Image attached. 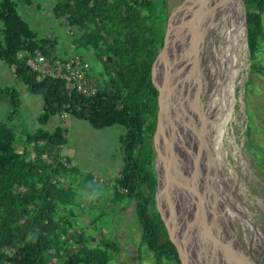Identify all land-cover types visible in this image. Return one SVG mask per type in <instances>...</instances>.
Masks as SVG:
<instances>
[{
	"label": "trees",
	"instance_id": "16d2710c",
	"mask_svg": "<svg viewBox=\"0 0 264 264\" xmlns=\"http://www.w3.org/2000/svg\"><path fill=\"white\" fill-rule=\"evenodd\" d=\"M245 6L247 41L253 57L264 50V0H245ZM53 12L81 31L77 44L93 49L101 61L96 94L71 90L61 76L52 73L37 79V72L19 57L22 49L39 48L50 60L64 59L55 50L57 42L39 37L23 18L16 0H0V59L43 99L40 124H46L54 114L70 113L94 128L125 127L121 136L125 164L116 177L113 199L137 200L143 241L157 264H181L155 202L157 176L149 148L158 110V91L150 71L164 40L167 1L56 0ZM261 66L259 71H264ZM0 100L11 105L7 121H0V264H114L112 254L118 243L110 237L90 243L92 233L81 225L76 229L73 213H67L75 202L71 185L63 188L54 180L60 172L75 170L62 159L67 127L25 130L27 143L37 147L32 158L29 147L18 148V131L10 124L20 113L18 91L0 84ZM94 186L93 182L86 189L93 192ZM60 207L66 214L58 215Z\"/></svg>",
	"mask_w": 264,
	"mask_h": 264
},
{
	"label": "rangeland",
	"instance_id": "374dc122",
	"mask_svg": "<svg viewBox=\"0 0 264 264\" xmlns=\"http://www.w3.org/2000/svg\"><path fill=\"white\" fill-rule=\"evenodd\" d=\"M166 1L171 16L176 8L188 0ZM16 2L20 14L39 37L46 36L57 42L55 50L60 57L66 59L75 55L82 56L91 62L92 73L99 76V72L103 69L101 61L95 57L93 49L79 47L76 37L81 31L77 27H71L64 18L55 16L53 6L56 0H16ZM238 11L242 19L243 11L240 5ZM1 28L2 21H0V30ZM194 37L195 34L192 35V38ZM196 54L194 53V56ZM251 57L246 39L242 43L241 63L230 90L232 100L227 120L224 122L222 133L214 137L219 155H217L219 163L214 164V168L220 170L222 179L225 180H223L226 184L225 188H229L226 197L230 203L233 222L243 232V237L250 239L252 234L256 243L260 244L264 240V71L259 69L264 65V50ZM209 65L206 64L205 78L215 83V69L214 66ZM0 84L14 86L22 99L20 113L10 124L17 128L18 148L23 145L29 147L30 157H34L33 149L37 147L27 143L25 130L33 132L43 127L52 131L58 125L67 127V140L61 150L62 159L66 164L74 166L75 170L68 173L60 172L55 175L54 180L63 188L70 185L72 187L75 202L67 208V213H73L75 228L80 230L81 225L88 233H92V239L89 240L92 244H97L104 237L114 239L118 243V250L112 254L114 264H157L153 251L143 241L136 211L137 200L125 198L122 201H114L113 199L116 177L120 175L125 164V147L121 141L125 127L114 124L104 128H94L89 121L70 113L54 114L46 124H40L39 116L44 109L43 99L32 93L13 73L8 63L1 59ZM201 108L202 105L199 104V109ZM10 110V103L7 100H0V121H7ZM196 112L200 111L195 108L194 113ZM162 147L165 148L160 156V170L167 153L165 140ZM51 160L46 158V161ZM211 168L213 169V166ZM168 173L167 168L164 169L162 179L164 176L168 177ZM169 178L173 179L171 175ZM216 178L217 173L216 177L214 176L215 181ZM93 182L95 186L93 192H90L86 188L92 187ZM205 184H207L206 180ZM220 190L226 192L225 189ZM176 191L181 195L179 188ZM175 196L172 198L170 196L171 199L167 201L168 205L172 204V208L173 205L176 206L175 203L173 204ZM176 207L179 209V206ZM176 207L173 208L174 211ZM175 212L180 218L184 215L181 207ZM64 214L65 211L60 207L58 215ZM239 234L241 235L240 232ZM214 235L219 243L213 241V245L219 250L220 238L215 231ZM225 235L229 239L235 238L229 232ZM209 250L215 253L212 245ZM249 254L251 253H247Z\"/></svg>",
	"mask_w": 264,
	"mask_h": 264
},
{
	"label": "bare ground",
	"instance_id": "6f19581e",
	"mask_svg": "<svg viewBox=\"0 0 264 264\" xmlns=\"http://www.w3.org/2000/svg\"><path fill=\"white\" fill-rule=\"evenodd\" d=\"M217 4L219 0H192L173 17L176 24L184 23L185 17L191 19V22L186 24L185 30L183 29L186 37L181 45L187 42L193 44L182 56L178 50L175 55L168 57L169 67L176 65L180 71L185 70L178 72L181 94L176 103L177 108H173L176 112L178 110L179 114L171 117L169 113L163 111L157 132L159 131L160 156L165 148L162 147L163 140L167 148L165 162L160 170L163 183L161 201L164 202L170 196L176 195L173 204L179 206V209L183 208L184 212L181 222L184 225L182 234L185 236V243L194 248L193 251L201 260L204 259L207 263L231 264L229 250L222 243L219 244V250L215 249L213 241L219 243L218 239L214 231H210L207 225L202 224L196 213L197 206L192 202L196 195L204 198L215 187L225 189L226 193L229 189L225 188V180L218 176L219 171L214 168V164L219 163V155L214 143L215 139L211 142V138L219 134L222 121L227 120L232 100L230 87L241 63L242 43L245 39L244 26L238 15V0H229L222 13ZM201 7L206 11V16L200 14L197 22L195 15L199 13ZM214 17H217V20H212ZM194 34L195 37L192 38ZM196 44L197 48H195ZM194 53L197 54L194 56ZM206 64L214 66L215 83L205 78ZM186 72L189 74L187 79ZM199 104L202 105L203 110L199 109ZM195 108L200 112L194 113ZM166 168L170 174L168 173L166 178L164 176L165 181H163L162 172ZM170 175L171 178L173 177L172 180L169 178ZM175 176L176 180H174ZM176 188L182 190L183 195H178ZM194 189L197 191L194 192ZM176 206L173 205V208ZM176 209L179 210L176 207L175 211ZM201 237L202 239H199ZM211 245L215 253L213 250L210 252Z\"/></svg>",
	"mask_w": 264,
	"mask_h": 264
},
{
	"label": "water",
	"instance_id": "95a60500",
	"mask_svg": "<svg viewBox=\"0 0 264 264\" xmlns=\"http://www.w3.org/2000/svg\"><path fill=\"white\" fill-rule=\"evenodd\" d=\"M191 1L192 0L185 1L183 4H181L178 8L175 9L171 16L168 17L163 44L157 51L151 65L150 77L154 87L158 91V110L150 137L149 148L153 157V171L156 173L157 176L155 202L161 214V217L166 225L169 236L177 247L180 263L218 264L211 262L207 263V261L204 259L201 260L199 258V255L195 251H193L194 248L192 246H187V244L185 243V236L182 234L184 226L181 222L182 218L178 216V214L174 211L172 207L167 205V200H170L174 195L169 199H165L164 202L161 201V191L163 189V183L161 180V174L159 169V163H161V158L159 151V131L157 132V127L160 124L163 111L169 113L171 117H176V114H179L178 110L177 112L173 110L174 107L177 108L176 103L178 101L179 95L181 94V87L179 83L180 79L178 78V72L185 71L184 69H181L180 71V69L176 67V65H172L171 67H169L167 65V60L169 55H175L178 50H180V55L182 56L183 53L190 49L193 44V42L191 44V42L188 43L186 41L187 43H185L183 46L181 45V42L184 40V37H186L184 35L183 29L185 30L186 24H189L191 22V19L185 17L184 23L180 22L176 24L173 21V17L176 12L182 10L184 7L187 6L188 2ZM227 2H229V0H219V4H217V7L220 12L224 10L225 4ZM238 2L243 11V17L241 21L243 23V26L246 28V31L244 32V39L246 40L248 34L245 0H238ZM200 14L206 16V11L203 10V7H201L199 13L195 15L197 22L199 21ZM215 19L217 20V17L212 18V20ZM195 43L196 42H194V44ZM185 74L187 79L189 74L188 72H186ZM224 122L225 121L223 120V125ZM223 125L218 131L219 135L222 133ZM206 129L205 132H207ZM213 140L214 137L211 138V142ZM190 163H192V160H190ZM217 172L219 173L222 179L223 176L219 169H217ZM174 180H176V176ZM177 189L178 188H176V190ZM215 189L216 187L209 191L210 193L206 194L204 198L195 194L196 198H193L192 200V202H194L197 206L196 213L198 214V217L201 220L202 224L207 225L210 231H215L217 233V236L220 238V242L224 245L226 249L229 250V252L228 250L227 252L230 253L229 256L233 260H231V264H248L249 262L250 264H264V240L262 241V243L258 244L254 240V236L252 234L250 235V239L245 236L243 237V232L239 230L237 228V225L233 222L230 210V203L228 202L226 197L227 193L225 191L223 192V190L221 191L220 188L216 190ZM196 191L194 189V192ZM181 195H183L182 190ZM227 232L232 234L235 238H232L233 240L227 238L225 235V233ZM239 232L241 233V235L239 234ZM199 239H202V237ZM249 252L251 254L247 255V253ZM245 255H247V257Z\"/></svg>",
	"mask_w": 264,
	"mask_h": 264
},
{
	"label": "built area",
	"instance_id": "2783aa9c",
	"mask_svg": "<svg viewBox=\"0 0 264 264\" xmlns=\"http://www.w3.org/2000/svg\"><path fill=\"white\" fill-rule=\"evenodd\" d=\"M18 55L37 72L39 80L52 73L61 76L68 88L80 94L90 96L96 94L98 90L99 78L92 73L91 62L82 56L50 60L39 48L35 50L24 48Z\"/></svg>",
	"mask_w": 264,
	"mask_h": 264
},
{
	"label": "flooded vegetation",
	"instance_id": "af4514ba",
	"mask_svg": "<svg viewBox=\"0 0 264 264\" xmlns=\"http://www.w3.org/2000/svg\"><path fill=\"white\" fill-rule=\"evenodd\" d=\"M177 248V247H176ZM177 255H178V251H177ZM179 257V256H178Z\"/></svg>",
	"mask_w": 264,
	"mask_h": 264
},
{
	"label": "crops",
	"instance_id": "0c3cea01",
	"mask_svg": "<svg viewBox=\"0 0 264 264\" xmlns=\"http://www.w3.org/2000/svg\"><path fill=\"white\" fill-rule=\"evenodd\" d=\"M63 58V57H62ZM64 59V58H63Z\"/></svg>",
	"mask_w": 264,
	"mask_h": 264
}]
</instances>
